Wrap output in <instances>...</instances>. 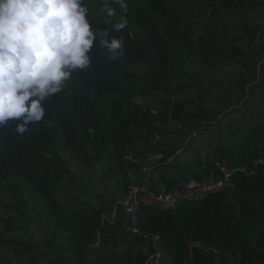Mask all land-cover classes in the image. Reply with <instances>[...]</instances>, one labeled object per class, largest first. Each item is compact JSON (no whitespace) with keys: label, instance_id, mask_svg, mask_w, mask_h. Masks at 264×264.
Wrapping results in <instances>:
<instances>
[{"label":"trees","instance_id":"trees-1","mask_svg":"<svg viewBox=\"0 0 264 264\" xmlns=\"http://www.w3.org/2000/svg\"><path fill=\"white\" fill-rule=\"evenodd\" d=\"M113 1L117 6L119 0ZM125 2L119 24L88 16L97 33L91 67L73 73L47 102L45 118L23 135L15 132V123L0 128V207L7 217L0 230V264L7 249L10 264H264V168L250 174L264 160V116L245 129L237 126V134L229 125L235 136L230 143L200 147L194 140L220 127L222 112L204 97L198 102L181 96L186 86H174L190 75L194 62L206 76L191 75L198 79L191 88L204 94L224 89L230 71H255L242 42L249 51L255 44L264 51V28L249 19L264 13V0ZM222 16L243 22L245 38L211 25ZM118 25L123 27L117 31ZM101 31L122 38L124 55L118 60L109 61L98 46ZM233 90L242 98L260 93L264 99V66L259 77ZM239 113L234 109L228 118ZM194 130V140L186 143ZM67 155L88 170L110 157L124 198L136 185L156 191L155 180L166 179L170 190L190 176L199 181L219 174L224 164L233 175L222 193L174 209L134 201L128 212L120 207L126 231L121 233L104 219L114 208L80 188ZM157 156L162 158L144 174L147 157ZM132 173L139 174L137 180ZM29 222L53 227L44 244L13 236L20 223Z\"/></svg>","mask_w":264,"mask_h":264},{"label":"clouds","instance_id":"clouds-1","mask_svg":"<svg viewBox=\"0 0 264 264\" xmlns=\"http://www.w3.org/2000/svg\"><path fill=\"white\" fill-rule=\"evenodd\" d=\"M96 41L83 0H0V128L15 123L23 135L41 122L73 73L91 67ZM98 46L109 61L124 55L108 31Z\"/></svg>","mask_w":264,"mask_h":264},{"label":"rangeland","instance_id":"rangeland-1","mask_svg":"<svg viewBox=\"0 0 264 264\" xmlns=\"http://www.w3.org/2000/svg\"><path fill=\"white\" fill-rule=\"evenodd\" d=\"M103 2L104 0H84L85 7L88 10L89 18L91 20L98 21L100 24H106L109 26L119 24V12L121 9L127 6L125 0H119L117 6H113V0H110L107 5L104 6L102 5ZM131 5L133 4L130 2V8H132ZM249 19L253 20V26H259L261 29L264 28V13ZM242 24L243 22H241L238 18H230L227 16H222L211 21V25L217 26L220 30H223L224 26H227V32L237 38H245V35L241 30ZM260 44L264 45L263 38H261ZM242 49L246 51L247 64L251 66L253 70L255 69V71L248 75L244 74L240 69L230 71L229 75L227 76L228 79L224 89L215 90L204 94V92H200L199 89L191 88L198 80L191 77V75L201 72L204 73L202 75L203 79L206 76V72L201 66L198 65L197 62L193 63L190 75L186 76V78H183L178 84H174V86L187 87V89H184L180 94L181 96L198 102L201 101L199 98L204 97L205 101L208 100L209 106L212 107V104L215 103L217 106L214 108L222 112L220 115L222 125L220 127L218 125H214V127H211L205 133L200 134L197 140H194V130L193 132L187 134L186 143H191V141L194 140V143L198 144L200 147H204L205 145L209 147L214 146L217 142L230 143L232 140H234L235 136L230 135L231 130L230 127H228L229 125L235 127L232 134H237V126H244L241 129H245L251 122H256L258 118L264 116V99L260 97V93L257 94L256 99L249 100L248 98H242L241 96L235 94V91L233 90V87H235L236 83H240L244 79L255 80L257 77H259L261 74V68L264 66V51L259 52L257 44L253 46L252 51H249L246 47V42H242ZM201 81L202 80L200 79L199 82ZM234 109L239 110L240 113L235 117L231 116L228 118V115L232 113V110ZM175 129L176 128H174V130ZM192 149L193 150H189V157L193 156V153L197 148L195 147ZM66 158L68 159L69 166L74 172L75 180L80 185V188L87 190V192L93 196H98L99 198L103 199L104 202H108L114 208L113 211L110 212L111 214H104V219L113 229L123 233V219L122 215H119V208L127 207L123 206L125 198L121 196L120 190L118 188L121 183H118L121 175L116 170L114 171L115 168L110 165L111 158H106L104 163L89 170L81 167L77 163L74 156L67 155ZM151 158L152 157H147L146 159L147 166L143 168L144 174L150 173L152 170V165L156 163H152ZM144 169L146 170L145 172ZM138 177L139 174H135V176L132 178L137 180ZM155 182L156 186H164L166 184V179L155 180ZM3 218H7L6 213L3 212L0 207L1 231H5V226L2 223ZM19 227L20 229L17 230L13 236L19 240H22L23 243L26 244L32 241L35 243L39 241L40 244H44L46 241L47 232L51 231L53 228L52 226L42 222L20 223ZM100 248V245L96 246L94 251ZM5 252H7V259L2 261V264H10L7 261L10 259L12 252L8 249L5 250Z\"/></svg>","mask_w":264,"mask_h":264},{"label":"built area","instance_id":"built-area-1","mask_svg":"<svg viewBox=\"0 0 264 264\" xmlns=\"http://www.w3.org/2000/svg\"><path fill=\"white\" fill-rule=\"evenodd\" d=\"M161 158L162 156L151 158V162L155 163ZM260 166L264 168V160L256 162L250 174H254ZM232 175L226 164H224L219 174H212L199 181L189 180V182H183L170 190L165 185L158 186L156 191L145 186L140 188L136 185L130 191V194L125 197L123 206L131 210L130 203L134 201L135 203L142 202L147 206L157 207L161 210L174 209L185 202L202 200L209 195L222 193L231 187ZM133 176H135L134 173H132Z\"/></svg>","mask_w":264,"mask_h":264},{"label":"crops","instance_id":"crops-1","mask_svg":"<svg viewBox=\"0 0 264 264\" xmlns=\"http://www.w3.org/2000/svg\"><path fill=\"white\" fill-rule=\"evenodd\" d=\"M176 179H180V178H176ZM189 180H191V181H197L196 179H194V178H191V176H190V178H188ZM183 183V182H182ZM182 183H180V184H182Z\"/></svg>","mask_w":264,"mask_h":264}]
</instances>
